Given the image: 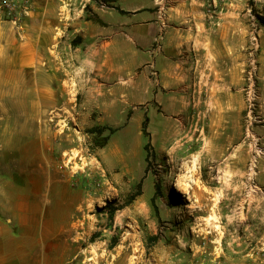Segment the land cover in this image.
<instances>
[{
  "label": "rangeland",
  "instance_id": "obj_1",
  "mask_svg": "<svg viewBox=\"0 0 264 264\" xmlns=\"http://www.w3.org/2000/svg\"><path fill=\"white\" fill-rule=\"evenodd\" d=\"M3 2L0 242L53 219L64 264H264V0Z\"/></svg>",
  "mask_w": 264,
  "mask_h": 264
},
{
  "label": "crops",
  "instance_id": "obj_2",
  "mask_svg": "<svg viewBox=\"0 0 264 264\" xmlns=\"http://www.w3.org/2000/svg\"><path fill=\"white\" fill-rule=\"evenodd\" d=\"M43 10L44 12L47 11L45 7ZM143 13L145 12H138L134 16H142ZM101 17L104 19L103 16ZM146 19L154 21L152 23H158L156 18L148 17ZM35 56L36 53L33 45L21 44L17 50L10 53V61L4 66L6 72L10 74H23L27 72L33 65ZM125 95L128 101L130 89L120 88L118 97H125ZM103 97L105 100H110L111 98L109 93H106ZM102 100L103 98H100L99 102L102 103ZM111 106L112 104L108 102L105 106L101 107ZM118 106H121V104H118ZM104 110L107 111L108 109ZM37 224H41L42 227L37 228L40 231L36 232L37 236L32 242L26 240L20 242H0V264H64L68 250L73 249L72 245L68 243L66 227L53 219H47ZM8 232L7 228L2 227L0 234L6 239L9 235Z\"/></svg>",
  "mask_w": 264,
  "mask_h": 264
},
{
  "label": "trees",
  "instance_id": "obj_3",
  "mask_svg": "<svg viewBox=\"0 0 264 264\" xmlns=\"http://www.w3.org/2000/svg\"><path fill=\"white\" fill-rule=\"evenodd\" d=\"M120 11H121L122 13H128L127 11L122 10V9H120ZM148 119H149V118L146 117V119H145V121H144V127H146V125H147V123H148ZM111 129H112V128H111ZM101 130H102V128H100V127H93V128H90V130H89V131L92 132V133L100 132V136L94 139V145H96L97 147H103V146L107 143V140L109 139V136H108V135H107V136H102L103 133L101 132ZM145 134L148 135L147 132H146V130H145ZM140 194H141L140 191L134 193V194L129 198V202L132 203V202L136 199V197H137L138 195H140ZM153 204L155 205V199H154V198H153Z\"/></svg>",
  "mask_w": 264,
  "mask_h": 264
},
{
  "label": "built area",
  "instance_id": "obj_4",
  "mask_svg": "<svg viewBox=\"0 0 264 264\" xmlns=\"http://www.w3.org/2000/svg\"><path fill=\"white\" fill-rule=\"evenodd\" d=\"M29 0H26V3L28 2ZM3 7L4 9L9 13V14H13L17 11H21L23 10V6H22V3H21V0H4L3 2ZM24 11L26 12L27 9H24Z\"/></svg>",
  "mask_w": 264,
  "mask_h": 264
},
{
  "label": "bare ground",
  "instance_id": "obj_5",
  "mask_svg": "<svg viewBox=\"0 0 264 264\" xmlns=\"http://www.w3.org/2000/svg\"><path fill=\"white\" fill-rule=\"evenodd\" d=\"M217 108V107H216ZM187 165V164H186ZM6 236V235H5Z\"/></svg>",
  "mask_w": 264,
  "mask_h": 264
}]
</instances>
